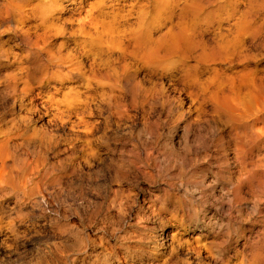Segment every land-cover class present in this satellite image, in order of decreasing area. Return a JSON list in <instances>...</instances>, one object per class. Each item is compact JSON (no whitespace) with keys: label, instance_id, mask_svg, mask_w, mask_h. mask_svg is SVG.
<instances>
[{"label":"rangeland","instance_id":"374dc122","mask_svg":"<svg viewBox=\"0 0 264 264\" xmlns=\"http://www.w3.org/2000/svg\"><path fill=\"white\" fill-rule=\"evenodd\" d=\"M14 2L21 21L0 24V264H136L137 246L164 263L170 216L153 209L173 187L179 196L183 186L219 187L236 170L209 145L220 130L199 121L170 61L188 42L231 40L264 76V0ZM208 195L185 214L207 210L222 224L223 249L201 253V264H217L235 234L260 224L263 206L225 201L228 228Z\"/></svg>","mask_w":264,"mask_h":264},{"label":"bare ground","instance_id":"6f19581e","mask_svg":"<svg viewBox=\"0 0 264 264\" xmlns=\"http://www.w3.org/2000/svg\"><path fill=\"white\" fill-rule=\"evenodd\" d=\"M14 1H0V24L9 20L21 21L20 5ZM180 48L183 55L171 60L170 64L179 66L182 81L188 87V95L195 102L199 121L220 130V133L210 135L209 145H213L215 152L224 153L226 157L229 152L233 156L232 163L236 170L234 176H226V183L219 187L208 183L183 186L181 196L173 187L165 202L153 209L158 215L166 213L170 216L169 221L162 222L163 229L159 234L168 242L169 248L162 264H175L178 261V248L187 255L180 260L182 264H192L190 255H194L201 264L203 251L213 256V250L223 249L219 248L221 242L218 235L224 228L222 224L212 220L214 216L210 211L185 214L194 199L207 194L206 198L214 202L215 210L227 222L228 228L231 223L225 201H234L238 207L246 203L257 209L263 206L260 215L263 220L257 227L252 225L247 233L250 235L254 232L255 239H250L247 234H235L232 239L236 244L230 247L233 248L231 251L218 254L215 259L217 264H264V76H258L245 65L252 55L243 48V43L231 40L205 44L188 42ZM186 53H196L194 63L188 62L190 55ZM226 59L236 61L237 68L234 71L227 73L218 66L219 62ZM199 64L203 65V69L199 68ZM154 93L156 95L157 90ZM170 103L175 107L173 97L170 98ZM184 112L186 111L182 109L181 120L184 119ZM169 148L170 156L175 151L172 135ZM89 156H94L93 150L89 152ZM242 237L243 241H239L237 245V240ZM157 240L153 239L152 242L156 244ZM134 249L133 253H128L134 263L159 264L147 262L151 254L141 247Z\"/></svg>","mask_w":264,"mask_h":264}]
</instances>
